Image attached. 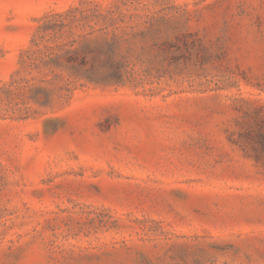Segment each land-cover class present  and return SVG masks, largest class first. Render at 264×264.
Masks as SVG:
<instances>
[{
    "label": "rangeland",
    "instance_id": "obj_1",
    "mask_svg": "<svg viewBox=\"0 0 264 264\" xmlns=\"http://www.w3.org/2000/svg\"><path fill=\"white\" fill-rule=\"evenodd\" d=\"M93 5L128 66L67 85L36 29ZM262 132L264 0H0V264H264Z\"/></svg>",
    "mask_w": 264,
    "mask_h": 264
},
{
    "label": "trees",
    "instance_id": "obj_2",
    "mask_svg": "<svg viewBox=\"0 0 264 264\" xmlns=\"http://www.w3.org/2000/svg\"><path fill=\"white\" fill-rule=\"evenodd\" d=\"M128 17L118 5L106 11L97 5L72 6L43 16L36 34L41 39L46 35L63 39L52 48L55 52L48 62L68 71L72 79L67 85L107 83L117 79L128 66L127 52L121 51L133 30ZM95 38L102 41L95 42ZM95 61L100 63L98 67ZM258 145L264 157V132L258 136Z\"/></svg>",
    "mask_w": 264,
    "mask_h": 264
}]
</instances>
